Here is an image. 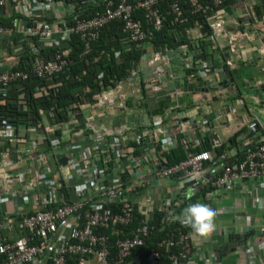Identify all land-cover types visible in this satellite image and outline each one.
I'll list each match as a JSON object with an SVG mask.
<instances>
[{
  "label": "built area",
  "instance_id": "1",
  "mask_svg": "<svg viewBox=\"0 0 264 264\" xmlns=\"http://www.w3.org/2000/svg\"><path fill=\"white\" fill-rule=\"evenodd\" d=\"M163 1H168L176 23L188 21L181 0H0L1 15L10 21L0 23V93H5L12 81L27 77L25 71L15 67L26 49L38 53L37 43L58 48L52 59L34 62L33 71L42 78L68 64L69 49L64 48V43L73 34H80L88 51L101 29L113 21H122L128 38L147 49L127 78L99 93L95 103L82 106H97L103 115L107 112L103 105H108V112L113 106L115 117L110 118V129L98 134L82 133L78 143L71 134L45 138L40 122L28 127L23 138L31 148L18 151L16 165L6 156L1 158L0 264H159L165 248L171 249V264H225L215 248L204 247L207 235L200 236L181 222V213L189 204L200 202L213 207L216 218L225 215V206L213 203L217 195L231 193L236 180H242L243 190L250 193L264 188V137L260 139L256 130L262 123L257 118L248 123L252 135H256L253 140L261 143L250 148L241 161L228 163L223 155L222 162L214 163L209 149L192 151L203 147L208 135L212 143L219 138H211L214 126L205 117L181 120L183 110H197L195 100L192 104L179 100L190 93L185 85L193 57L187 54L174 64L168 55L174 49L156 50L150 41L163 26ZM237 1L243 5L239 17L251 22L252 15L256 16L257 0ZM188 3L192 13L202 12L208 21L216 18L218 26L210 22L215 38V28L228 11L222 8L224 0ZM77 5L95 7L94 12L84 17L75 11ZM139 10L149 27L144 28L137 18ZM157 56L163 60L154 71L158 75L147 79L143 76V61ZM217 60L225 62L222 56ZM214 65L212 56L198 62L196 77L202 79L203 87L207 86ZM181 70L184 75L178 73ZM126 86L133 91L130 98L125 93ZM163 86L165 94L174 100L159 119L149 113V103L152 91ZM18 128L3 121L0 138L20 140ZM247 140L246 134L238 135L237 151L246 150ZM181 142L186 145L188 156L168 165L164 154ZM230 144L227 141L226 145ZM63 157L67 159L65 164L59 162ZM198 184L202 188L194 192ZM188 191L192 192L191 199L185 198ZM167 225H171L169 231L145 259L137 254V248L146 245L154 229L160 227L163 231ZM248 228L250 223L237 224L234 230L245 236ZM213 239L211 244L218 248L220 241ZM231 243L236 252L244 251V264H264V241Z\"/></svg>",
  "mask_w": 264,
  "mask_h": 264
},
{
  "label": "trees",
  "instance_id": "2",
  "mask_svg": "<svg viewBox=\"0 0 264 264\" xmlns=\"http://www.w3.org/2000/svg\"><path fill=\"white\" fill-rule=\"evenodd\" d=\"M209 1L205 0V2ZM237 2V0H224L222 8L229 11L231 10L230 7L238 4ZM181 5L188 21L179 24L174 21V17L168 10V1L161 3L165 16L163 26L160 30L154 32L150 41L156 50L161 51L166 49L177 50L182 46H186V53L193 57V64L187 68V77L193 75L195 78L198 62L208 59L210 56H215L217 47H215V39L212 38L214 29L206 14L202 12L192 13L188 0H181ZM94 8L92 6L77 5L75 11L84 17H89L93 14ZM254 11L257 17L264 14V0H257ZM1 14L0 9V23H9L10 21L4 19ZM137 18L141 20L144 28L150 26L142 15V11L137 12ZM196 26L201 28L202 36L194 39L190 29ZM37 45L39 47L38 53H31L26 49L21 53L19 65L15 67L25 71L27 77L12 81L7 91L0 93V123L6 121L17 125L19 127V137L20 135L26 137L30 125L40 122L43 125L42 120L45 119L50 124L67 123L72 111L78 112L83 105L95 103L99 93L127 78L131 69L140 64L142 55L147 50L144 44L139 45L128 38V33L123 30L122 21H113L101 29L99 38L91 42L88 51H86V42L80 34H73L64 43V48L69 49L68 64L50 77L42 78L33 71L34 62L52 59L58 48L49 47L43 43H37ZM117 52L120 53L119 56L116 55ZM223 68L225 71L229 70L226 63ZM231 75L233 76L232 72ZM195 80L196 83L191 82V85L190 82L186 83L187 89L196 90L200 88L202 80ZM158 92L157 97H151V101L156 98L159 100L158 108L154 109L153 107L149 113L164 115L167 107L173 101L169 95L165 94V88L160 89ZM188 96L189 93H185L179 99L180 102L185 103ZM21 130H25V132L23 133ZM256 130L259 132L260 139L264 137L263 129L257 128ZM243 133L246 134V139H248L253 132L245 126L230 137V146H227L226 143L212 146L209 142H205L203 147L192 148V151H198L201 148L209 149L214 155V163L222 162L221 157L226 155L228 150L239 145L237 138L239 134ZM56 134L61 137L62 131L56 130ZM261 142H264V138ZM261 142L253 140V143L246 146V150L238 151L237 155L224 159V161L228 163L241 161L250 148H255ZM5 150H8V147H6L4 139L0 138V160L2 152ZM164 156L168 165L175 164L188 156L187 147L181 142L176 149L166 152ZM168 226L171 225H167L163 231L159 229L160 227L154 229L148 237L146 245L137 248V254L145 259L151 248L169 231ZM167 249L163 250L159 264H171L168 258L171 249Z\"/></svg>",
  "mask_w": 264,
  "mask_h": 264
},
{
  "label": "crops",
  "instance_id": "3",
  "mask_svg": "<svg viewBox=\"0 0 264 264\" xmlns=\"http://www.w3.org/2000/svg\"><path fill=\"white\" fill-rule=\"evenodd\" d=\"M230 8L231 10L223 13L219 27L215 28L216 31L218 30L214 38L215 47H217L214 56L215 65L214 70L211 69L209 72L206 80L207 86L203 87V81H201L200 88L196 90L188 88L190 93L187 101L191 102L190 104L194 103V100L196 101L195 108L198 114L196 111L190 110L191 108H187L182 111L183 117L181 118L184 122L186 119H193V116L205 117L208 120L206 121L214 126L219 137V141L216 140L212 143L207 134L208 138L205 137L204 143L209 142L212 146L227 143L235 132L239 131L241 127L247 126L255 118L260 120L262 125L259 128L264 130V90L261 89V86L264 88V14L260 17L252 15L251 22H248V20L239 17V13L243 10L242 4L238 3ZM243 20H246L245 23L242 22ZM210 22L216 24V18L214 17ZM191 35L194 39L202 36L201 28L197 26ZM185 50L177 49L171 52L170 56L174 64L181 62V59L184 60L187 55ZM182 55L183 57H181ZM220 56L225 57V62L220 63V60H217ZM225 63L228 65L230 74L223 68ZM167 66L168 64L165 63L166 69H168ZM155 69L153 70L155 71ZM154 71L153 74L158 75V72ZM221 72L225 74L223 79L220 78ZM178 73L184 75L185 72L181 70ZM165 78L164 75L163 79ZM188 78L186 77V83L190 82V85L191 82L196 83L195 79H200L194 78V76ZM125 88V93L130 98L133 91L128 86ZM217 88L220 90L216 91ZM256 88L259 89L258 93L255 92ZM151 94L152 97H157L159 92L154 90ZM158 102L157 98L150 101L149 107L151 109L158 108ZM103 109L107 111L104 115L99 114L97 106L80 109L78 112L74 110L67 123L59 125L42 120L44 124L41 127V133L45 134V138L51 140L57 138L55 131L60 130L62 131L61 137L65 138L71 134L72 139H77L79 143L82 133L98 134L113 126L112 120L110 121V118L115 117L113 106L109 112L108 105H103ZM145 111V109L142 110V112ZM151 115L159 117V119L163 118V114L151 113ZM21 132L24 133L25 130H21ZM255 136L253 134L248 138L246 141L249 142L248 145L253 143ZM23 137L20 135V140L17 139V141L4 140L9 152L8 154L5 151L2 152V158L6 156V159L14 161L16 165L19 160L18 151L31 148L29 142ZM237 154V148L233 147L227 151L226 157H234ZM19 165H23V163ZM242 183V180H236L231 193L217 195L213 204L214 206H225L226 214L218 218L215 217V229L207 234L204 240L207 241L204 247L206 249L215 248L217 254H221V260L225 264H244L246 260L244 251L236 252V249L232 248L231 241H264V188L262 190L254 189L250 193L243 190ZM248 223H250V228L245 236L237 234L234 230L237 224L247 225ZM213 237L220 241L218 248L210 242L214 241Z\"/></svg>",
  "mask_w": 264,
  "mask_h": 264
},
{
  "label": "clouds",
  "instance_id": "4",
  "mask_svg": "<svg viewBox=\"0 0 264 264\" xmlns=\"http://www.w3.org/2000/svg\"><path fill=\"white\" fill-rule=\"evenodd\" d=\"M192 192L185 193L186 199H191ZM215 209L205 203L189 204L181 213V222L191 228V230L205 236L215 229Z\"/></svg>",
  "mask_w": 264,
  "mask_h": 264
},
{
  "label": "water",
  "instance_id": "5",
  "mask_svg": "<svg viewBox=\"0 0 264 264\" xmlns=\"http://www.w3.org/2000/svg\"><path fill=\"white\" fill-rule=\"evenodd\" d=\"M168 55L169 56L171 55V51L168 52ZM162 62H163V60H162L161 56H157L152 61L149 59L144 60L143 61V70H142L143 76L147 79L156 78L157 75L153 74V71H154L153 69L159 67L162 64ZM224 77H225L224 72H221L220 78L223 79ZM261 89L264 90L263 86H261ZM255 90H256L255 92L258 93L259 89L256 88ZM211 138H213V139L219 138L216 130L213 131ZM59 162L61 164H65L67 162V159L65 157H63L59 160ZM208 177H210V175ZM201 188H202V185L198 184L197 187L195 188L194 192H197Z\"/></svg>",
  "mask_w": 264,
  "mask_h": 264
},
{
  "label": "rangeland",
  "instance_id": "6",
  "mask_svg": "<svg viewBox=\"0 0 264 264\" xmlns=\"http://www.w3.org/2000/svg\"><path fill=\"white\" fill-rule=\"evenodd\" d=\"M241 223V222H240ZM240 225V224H239Z\"/></svg>",
  "mask_w": 264,
  "mask_h": 264
}]
</instances>
